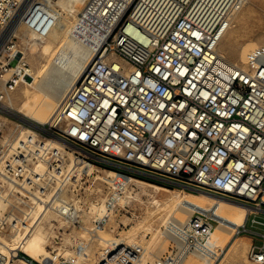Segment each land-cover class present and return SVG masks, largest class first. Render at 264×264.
<instances>
[{
	"label": "built area",
	"instance_id": "obj_1",
	"mask_svg": "<svg viewBox=\"0 0 264 264\" xmlns=\"http://www.w3.org/2000/svg\"><path fill=\"white\" fill-rule=\"evenodd\" d=\"M54 1L0 0V35L20 14L28 32L45 37L61 10ZM137 1L92 55L50 123L25 126L4 116L6 94L28 74L15 35L3 45L0 238L35 221L37 203L70 228L82 226L85 211L89 229L104 225L115 211H131L145 195L132 181L147 176L252 207L233 234L261 238L262 244L251 243L248 257L264 264V220L258 217L264 213V46L248 51L245 67L225 61L217 50L245 0ZM22 127L30 132L19 138ZM70 158L101 171L115 168L119 176L102 182L104 191L86 174L71 182ZM77 201L83 210L75 208ZM212 230L200 216L174 225L171 235L182 247L170 241L174 246L154 264H176L190 250L207 252ZM56 231L45 246L48 259L33 260L21 250L14 258L27 264H75L82 243L72 238L71 253L63 254V232ZM141 249L108 242L96 264H133ZM12 261L0 251V264Z\"/></svg>",
	"mask_w": 264,
	"mask_h": 264
},
{
	"label": "bare ground",
	"instance_id": "obj_2",
	"mask_svg": "<svg viewBox=\"0 0 264 264\" xmlns=\"http://www.w3.org/2000/svg\"><path fill=\"white\" fill-rule=\"evenodd\" d=\"M133 1L134 0H55L53 4L61 8L62 12L66 11L68 14L70 13L73 15L74 21L71 22L67 19H62L60 17L62 12H59L55 25L49 33L45 37L38 39L40 41L39 43L34 40L29 44L31 55L34 56L36 53L40 52V54L44 55L45 64L41 65L33 72L30 69H26L28 75L23 79L22 83H25L28 87L24 89L21 97L13 94V92L22 83L13 91L6 94L2 102V109L6 113L20 115L28 119L29 122H25V126L35 124V122L38 124L50 123L61 107L63 100L70 95L74 83L88 66L92 55L99 50L101 43L111 34L118 21L126 13ZM247 3L248 0H245L244 4ZM137 4L138 1L136 0L134 6L136 7ZM19 24H21L20 14H17L0 35V51L11 35H15ZM30 36L37 40L31 33ZM254 47L255 44L251 43L242 44L239 47H225L222 50L225 56H222L219 50L218 54L225 61L229 62V60H232L234 62L233 64H235L238 60H244L248 53L247 51H250ZM20 53L24 56L23 51ZM18 56H20V54ZM242 66L245 67V65ZM28 132L30 131H28L26 127H22L19 129L17 136L20 135L19 138H21ZM55 144L59 146L57 142H55ZM67 168L73 169L72 177L78 179L81 174L93 175V179L99 181L96 183L97 190H102V186H104L103 183L99 187V183L106 182L110 184L112 182L110 178L119 176L118 173L111 169L102 173L101 169H98V167L92 164L78 163L71 158L69 159ZM145 181L135 178L132 184H135L139 188L138 191L141 192V194L144 193L151 198V205H155L154 211L146 215L148 219L146 225L151 226L150 221L153 215L160 219L164 213H167L163 219V225H165V227L161 231L158 230L155 234L154 245H159V240L166 236L168 233L167 230L171 231V227L180 225L193 216L205 218L213 227L211 237L206 243L208 248L207 252L197 250L187 251L177 260L176 264H214L218 256L222 253L223 259L242 254L243 261L242 263L239 262V264H261L256 260L251 261L249 257V259L245 257L244 252L245 247H247L246 237H242L238 240L232 238L237 226L244 223L246 214L250 209H253L252 207L231 202L219 196L202 191H199L198 195L211 199L215 198L214 200H217L223 205L212 202L207 198L202 199L201 197H197L183 190H170L166 198L160 202L156 199L154 192L149 193L146 191L148 183ZM151 186L154 191L162 188L159 184H152ZM135 193L136 196H138L137 191H135ZM133 197L135 198V195L131 198ZM88 205L90 208L89 213H92L94 209L93 204L90 202ZM224 205L239 210H233ZM75 208L83 210L84 207L77 201L75 203ZM47 212L51 213V215ZM50 216L55 218L52 212H44L42 205L37 203L32 209L31 215V218H37L35 221L29 220L26 223L20 224L21 226L18 229L10 232L8 238H0V251L8 255L9 262L12 260H22L20 257L14 258L16 254L15 250L25 252L33 260L48 259V253L43 246L49 241L51 235L57 232V226L51 223L52 220L50 222ZM83 216V222L85 224L75 231L74 235L71 237L79 239L80 241L83 238L85 239L88 235L87 231L89 230L88 221H90V216L87 214V211H85ZM58 223L64 224V221L63 223L58 221ZM146 225L139 224V226L144 227ZM137 226V222L136 224L133 223L128 229L127 235L123 237L120 236L119 239H117L120 241V245L127 246L134 244L131 238L135 235ZM97 228L98 227H95L93 229L95 230V235H93V237H97L100 242H105L106 244L113 241L114 236H108L107 238V236L101 234L102 232H97ZM173 238L175 239V241H173L174 239L172 240L175 246L180 249L182 243L174 236ZM241 240L244 241L241 242ZM72 241L73 240L70 239V242ZM175 242H177L178 245ZM142 261L143 260H140V263ZM22 262L27 264L23 260Z\"/></svg>",
	"mask_w": 264,
	"mask_h": 264
},
{
	"label": "rangeland",
	"instance_id": "obj_3",
	"mask_svg": "<svg viewBox=\"0 0 264 264\" xmlns=\"http://www.w3.org/2000/svg\"><path fill=\"white\" fill-rule=\"evenodd\" d=\"M250 1H251V3H250ZM135 4H136V0L133 1V3L131 4V6L129 8H131V10H133L135 7L134 6ZM129 8H128V11H129ZM59 12L61 13L62 10H59ZM67 14L68 13L66 11H63L61 13L60 17L62 19L63 18L67 19L68 21H71V22L74 21V16L71 15L70 13L68 15ZM72 18H73V20H72ZM34 40L38 43L40 42L38 39L36 40V39L31 38L30 32H28L22 24H19V27L15 33V37L13 38V42H14L16 47H18L21 51L24 52V58H25V61L27 64V69L28 70L30 69L32 72L35 69H38L41 65L45 64L44 55L40 54V52L36 53L34 56H32L30 53L29 44ZM25 41H26V44H25ZM41 41H43V40H41ZM246 43L255 44V47L264 46V0H261V1L260 0H253V2H252V0H248V3L244 4L233 15L231 22H230V26L224 32V34L222 35V37L219 41L217 50L220 51V54L222 56H225L222 53L223 48H225V47H239L240 45L246 44ZM229 62L234 63L232 60H229ZM235 64H237L239 66L245 65V59L244 60H238ZM26 87H28V86L25 83H22L16 90H14L13 94L21 97L22 93ZM4 116L8 117L9 119L19 121L18 119L14 118L10 115L4 114ZM20 122L23 123V121H20ZM35 124H38V123L35 122ZM114 169L115 168H111L112 171L116 170V169L115 170ZM101 172L104 173V171H101ZM98 174H100V173H98ZM92 178H93V175L88 177L90 182H91ZM137 179H140L143 181L146 180L145 182L148 183V185L146 186V191L149 193L154 192L156 199H158L160 202H162L166 198V196L170 193V190H183V191L190 193L192 195H195L197 197H201L202 199L207 198L205 196L198 195L199 190L183 189L181 187L171 186V185L165 184L161 181H158L152 177L140 176ZM77 180H78V178L72 177L71 182L75 183ZM98 182L99 181H95L93 183V186L95 187L96 183H98ZM101 184H103V183H99L98 186L100 187ZM152 184H154V185L159 184V186L162 188H160L157 191H154V189L151 186ZM101 191H104V189ZM206 196H208V195H206ZM150 199L151 198H149V196H146V195L142 196V198L140 197L136 202L132 203L131 211L129 213H126L124 211H115L114 214H112V216L109 218V220L104 225L97 226L98 227L97 232L98 231L102 232L101 234H104L105 236H107V238H108V236L109 237L114 236V239L115 238L116 239H115V241L113 239L114 242L113 241L112 242L113 243L118 242L117 244L120 245V241L117 239H119L120 236L123 237V236L127 235L128 229L131 227V225L133 223L136 224V222H137V225H138L137 230L135 232V235H133V237L131 238V240H132V242H134V244H139L140 246H142L143 249H141L137 259L134 260L133 264H154V261L156 258L161 257L164 254H167L171 250V247L174 246L173 243L170 242L174 239L170 233L171 232L170 230H167L168 233L166 234V236H164L161 240H159V245L153 244L154 239H155L154 237H155V234L157 233V231L158 230L161 231L164 229L165 225H163V219L165 218L167 213H164L160 219H158L155 215H153L151 217V221H150L151 226L146 225L147 220H148L146 215H148V213L154 211V209H155V205H153V204L151 205ZM207 199H209L212 202L221 204L217 200H214L215 198L214 199L207 198ZM149 205H151V206H149ZM221 205H223V204H221ZM224 206L229 207L230 209H233V210H239V209L233 208L231 206H227V205H224ZM48 214L51 215V213H48ZM258 217L260 219L264 220V213H262V212L259 213ZM49 219H50V222L52 220V222H51L52 224L57 226L56 230H57V228H59L60 231L63 232L61 234V235H63V250H65V251H63V254L71 253V250L73 249V241L70 242V239L72 240L71 237L74 235L75 231H77L78 229L81 228V226L79 228H70L65 223L59 224L58 222H55V220H53L54 219L53 216H50ZM84 224L85 223L83 222L82 225H84ZM88 224H89L88 228H90L92 225L91 222L88 221ZM139 224H144L146 226L145 227L139 226ZM247 226H249V222L247 223ZM254 228H256L259 231L260 230L263 231L262 226H255ZM93 229L94 228H91V230L89 229L90 231L89 230L87 231L88 235L85 237L86 241H89L88 245H87V242L85 243L84 241H82V240H85L84 238L81 239L80 242L82 243L81 244V250L82 251L79 253L78 259H77L75 264H96L98 262L99 250H100L101 246L106 244V243L100 242V240L97 239V237L95 238V236L93 237V235H95V233L91 232V231H93ZM54 235L55 234H53L51 236H54ZM245 235H248V234L234 235V236H232V238L238 240L242 237H245ZM50 238H49V241H50ZM90 238H91V240H90ZM254 240H255L254 244H262L261 238L257 237V239H254ZM49 241L47 243H45L43 246V248L45 250H46L45 246H47ZM173 241H175V239ZM243 241L244 240H241V242H243ZM175 243L177 244V242H175ZM246 243H247V247H245L244 255L246 258H248V252H249V249L251 246L250 239H246ZM64 247H65V249H64ZM46 252H47V250H46ZM22 253L26 254L25 252H22ZM220 255H219L220 257L218 256V258L216 259L214 264H239V262L242 263V261H243L242 254H239L238 256H235L232 258L230 257L228 259L222 258L223 253ZM140 260H143V261L140 263ZM12 264H24V263L22 262V260H13Z\"/></svg>",
	"mask_w": 264,
	"mask_h": 264
},
{
	"label": "water",
	"instance_id": "obj_4",
	"mask_svg": "<svg viewBox=\"0 0 264 264\" xmlns=\"http://www.w3.org/2000/svg\"><path fill=\"white\" fill-rule=\"evenodd\" d=\"M6 114H8V115H10V116H12V117H14V118H16V119H18V120H21V121H23V122H29V120L26 119V118H24L23 116H20V115H14V114H9V113H6ZM34 125H36V124H34Z\"/></svg>",
	"mask_w": 264,
	"mask_h": 264
},
{
	"label": "crops",
	"instance_id": "obj_5",
	"mask_svg": "<svg viewBox=\"0 0 264 264\" xmlns=\"http://www.w3.org/2000/svg\"><path fill=\"white\" fill-rule=\"evenodd\" d=\"M245 237L247 238V239H250V241H251V243H254V239H252L249 235H245Z\"/></svg>",
	"mask_w": 264,
	"mask_h": 264
}]
</instances>
